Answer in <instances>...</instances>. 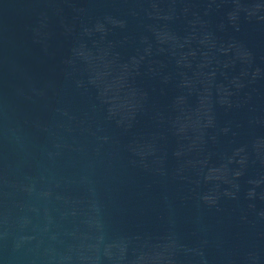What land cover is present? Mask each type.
Segmentation results:
<instances>
[{"label":"water","instance_id":"95a60500","mask_svg":"<svg viewBox=\"0 0 264 264\" xmlns=\"http://www.w3.org/2000/svg\"><path fill=\"white\" fill-rule=\"evenodd\" d=\"M0 264H264V0H0Z\"/></svg>","mask_w":264,"mask_h":264}]
</instances>
